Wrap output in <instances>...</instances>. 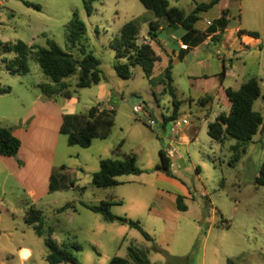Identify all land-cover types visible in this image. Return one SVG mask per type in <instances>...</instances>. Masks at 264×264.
Segmentation results:
<instances>
[{"label":"rangeland","instance_id":"374dc122","mask_svg":"<svg viewBox=\"0 0 264 264\" xmlns=\"http://www.w3.org/2000/svg\"><path fill=\"white\" fill-rule=\"evenodd\" d=\"M170 1L183 15H188L196 2L209 4L213 0H183L177 4L175 0ZM89 2L92 6L90 15L84 0H0V43L22 41L35 47L34 52L38 48H47L49 39L67 50V27L77 13L87 28L83 45L88 54H93L100 61L103 80L113 93L112 101H98V87L78 89L77 77H72L69 81L71 91L79 103L67 105L59 98L57 107L53 105L49 113L40 114V108L34 102L38 96L45 97L38 86L51 81L44 76L34 56H29L30 73L24 76L9 74L5 64H1L0 88H9L11 92L0 94V128L17 132L23 144L22 157L29 165L25 177L17 174L13 177L11 173L8 176V170L0 159V195L4 191L3 198L10 211L0 209V251L12 252L23 242L34 247L41 262L40 254L47 252L45 239H40L34 227L25 221L26 207L34 206L43 212L44 232L52 229L53 239L69 249L80 264H109L114 257L126 259L130 246L148 247L151 264H229V261L234 264H264V186L248 178L250 163L257 172L264 166V134L255 136L243 159L231 167L229 163L233 154L230 148L236 141L228 140L221 145L208 135V125L215 121L220 107L213 105L208 119L202 115L204 107L194 104L190 109L187 104L189 82L184 78L183 68L176 69L182 112L202 119L192 143L179 151L183 159H176L179 154L174 156L176 163L180 164L175 168L176 176L191 189L193 199L187 202L189 212H181L171 230L157 223L149 215L147 207L156 200L158 189L168 191L152 180L159 163V151L166 143L170 145L168 141L175 139L174 134L167 138L161 117V114L167 115L169 110H173L172 97L157 93L155 86L158 87L159 82L151 85L140 66L132 69V79L120 78L114 70L115 52L110 48V43L120 34L124 24L136 19H141V37H147L154 14L147 11L139 0ZM25 3L39 5L41 9L36 10ZM227 7L232 27L239 24L247 33H258L264 42V0H226L221 10ZM218 12L217 8L211 9L210 15ZM159 37L168 39L167 44L171 45L166 32ZM72 53L76 58H82L77 49ZM211 54H215L213 46L206 55ZM14 57V53L1 54L0 60L4 62ZM214 57L217 59L216 54ZM258 57L259 53L252 51L246 66L245 61L235 60L232 68L248 79L259 78ZM258 81L262 96L254 110L264 116V81ZM208 85L210 87L211 83ZM132 97L142 101L135 103ZM98 104L116 111L115 126L109 138L95 140L87 149L68 146L66 136L58 130L57 108L63 107L66 113L79 115L86 114ZM136 104L143 108L142 113H134ZM150 120L155 121L154 126ZM168 146V149L173 148ZM36 147L42 149L41 159L35 158ZM125 155L134 156L143 173L119 177L118 181L123 183L114 188L95 187L92 177L99 172L101 160H122ZM4 161L8 163V160ZM18 165L23 166V162L18 161ZM50 168H54L55 192H49L45 183V175ZM103 201L113 203V215L136 218L127 216L141 223L156 246L147 242L138 230L118 222H107L83 206H98ZM66 206V210L60 211ZM164 241L168 244L162 243ZM76 243L82 247L79 253L71 249ZM175 255L183 256L177 260L173 258Z\"/></svg>","mask_w":264,"mask_h":264},{"label":"trees","instance_id":"16d2710c","mask_svg":"<svg viewBox=\"0 0 264 264\" xmlns=\"http://www.w3.org/2000/svg\"><path fill=\"white\" fill-rule=\"evenodd\" d=\"M221 0H213L209 4H199L188 15H183L178 8L171 7L168 0H139L144 8L152 12L157 19L156 22L149 23L148 37L151 42L158 43V31L163 25L168 29L176 28L179 24L186 35L182 42L188 46V50L194 48L204 42L208 35L216 32L223 33L229 24V11L222 12L221 17L215 20L208 28L206 33H199L195 29V24L199 20V15L208 12ZM88 14H92V6L89 0H84ZM28 7L40 10L39 5L25 3ZM141 19L124 24L120 34L110 43V48L115 52L116 61L114 70L117 75L124 79H132V69L140 66L143 69L146 79L151 85H154V70L159 58L152 49L150 43L139 44ZM67 50H63L53 40H47V48L30 47L22 41L15 44L0 43V55L14 53L13 60H6L1 64H5L9 74L15 76H24L30 73L29 56L33 55L35 61L42 70L44 76L55 86L50 88L45 86L44 92L48 96L72 98V84L69 83L70 78L77 77L76 87L78 89L91 88L98 86L103 80V72L101 70L100 61L93 55L88 54L83 41L87 35L86 25L79 19L77 13H74L71 22L67 27ZM245 33V32H241ZM250 37L259 39V34L247 33ZM159 44V43H158ZM77 49L82 58L78 59L72 53ZM183 57H181L182 59ZM159 83L164 86V94L172 97L173 114L170 118L164 119V126L171 120H175L181 106L176 91L173 87L172 63L164 70ZM11 89H0V94H9ZM226 96L230 103V111L227 114H221L215 122L208 127V135L212 140L224 145L228 140H235L236 144L232 146V160L229 163L231 167H235L247 153V146L253 141L254 137L260 132L264 133V118L254 111V104L261 98L260 84L257 78H250L245 82L238 91L231 89L226 91ZM211 98H206L201 103L206 104ZM116 111L114 108L107 109L104 104H98L89 109L86 114L65 115L60 134L66 136L67 144L70 147L79 146L87 149L92 146L95 140H106L112 133L115 126ZM123 143L118 148L121 149ZM21 148V141L13 134L11 129L0 128V156L6 158H15L18 156ZM19 165H22L19 162ZM172 160L168 152L161 150L159 152V163L155 167L154 172H162L166 176L172 177ZM143 171L138 167L137 160L132 155H125L120 159L101 160L100 170L92 177V183L99 189L114 188L120 185L118 178L122 176L141 175ZM259 176L255 179L258 185L264 186V166L260 168ZM50 192H55L56 178L51 177ZM89 211L101 215L107 222H118L127 225L132 229L138 230L147 242L153 243L155 240L146 233L141 223L133 221L127 217H118L112 214L111 201H103L98 206L83 205ZM177 207L181 212H185L187 207L183 203V197H177ZM68 206L62 208L64 211ZM25 221L28 225L33 226L37 236L45 235V245L48 250V264H80L76 256L69 249L60 247L52 238L53 230L49 229L44 232V217L41 210L34 206L29 207L26 213ZM71 249L79 253L82 247L79 244L72 245ZM158 250L159 247L157 246ZM149 251L130 246L128 248V258L114 257L109 264H151ZM229 264H234L229 261Z\"/></svg>","mask_w":264,"mask_h":264},{"label":"crops","instance_id":"0c3cea01","mask_svg":"<svg viewBox=\"0 0 264 264\" xmlns=\"http://www.w3.org/2000/svg\"><path fill=\"white\" fill-rule=\"evenodd\" d=\"M168 1L171 7L178 8L177 5H172L170 0ZM175 1L177 4V3H181L183 0H175ZM225 1L226 0H221L217 5H215L212 8V10L213 9L215 10V8H217L219 11L218 13L210 15L211 10H209L208 12H204L199 15V20L195 24V29L199 33H202V34L206 33V31L212 25V23L221 17V14L223 11L225 10L230 11L229 9L230 6L227 7L226 9L221 10V5ZM197 5L199 4L196 2V6ZM228 19H229L228 27L225 29L223 33L218 31L212 35H208V37L206 38L204 42H202L198 46L191 48L189 50H188V46L182 42V39L186 35L187 32L179 24H177L176 25L177 27L174 29H168L164 27L163 25L160 27L158 31V38H157L160 46L156 42H151L148 36L147 37H141V35L139 36L138 43L139 44L150 43L152 49L154 50L157 57L159 58V62L156 64L155 70H154V76H153L154 83L156 84V81L159 82V80L162 78L164 70L169 66L170 61H171L173 87L176 91V95L178 98L179 87L176 84L175 71L176 69L183 68L184 78L189 82V91H188L189 96L187 97V102H188L187 104H189L190 109H192L194 104H197L199 107H202V108L204 107L203 108L204 112L202 113V115L206 119L210 117V114L213 111V105L215 104H217L222 110V112L221 110L218 111V114L216 115V119L221 114L229 113L231 106L226 96V91L229 89L233 91H238L242 87V85L249 80L248 76L245 77L244 75H240V73L233 70L232 61H235V60L238 62L245 61L244 66H246V60L249 57V53L252 51L258 52L259 57H258V65H257L258 66L257 75L259 78L257 79L264 81V42L260 39V37L259 39L250 37L247 34L248 31L244 29L242 26H240L239 24L237 26L232 27L230 12H229ZM156 21L157 19L155 18V16L153 20H150V22H156ZM162 32L167 33L169 39L171 40V45L167 44V42L169 41L168 39L164 40L159 37V35ZM241 32H245V33H241ZM215 38H216V42H213ZM212 46L215 47V54H216L217 59H215L214 57L215 54L214 55L211 54V56L206 55L207 52H210V47ZM245 49L247 51H245ZM244 52H246L245 55H244ZM181 57L183 58L181 59ZM248 75L250 77V74ZM209 83H211L210 87L208 85ZM45 86L54 88L53 86L55 85H53L52 83H40V85L38 86L41 89V92L45 97L43 99L42 96H38V99L34 102L36 106H39L40 114L49 113L54 108L53 105L57 107L58 104L56 100H58L59 98H62V100L67 105H76L79 103V100L75 97V95H73L72 98H69V99L63 96H58V97L48 96L43 90ZM96 87H98V91H97L98 101L99 100L105 101V103L109 102L110 100L112 101L113 93L109 89L107 84H105L104 80H102V82ZM155 87L157 89V93L164 95V86L162 84L159 83L158 87L157 86ZM208 97L211 98L210 102L206 104L201 103L203 99H206ZM256 102L254 104V109L257 104ZM57 109L59 111L58 130L60 132L61 126L63 124L64 116L73 115V114H69L63 111V107L62 109L59 107ZM172 114H173V110L172 111L169 110L167 115L161 114V117L163 119V124H164V119L170 118ZM154 120L158 124L157 119L154 118ZM200 121L202 122V119H199L198 117H193V116L189 117V114L182 112V108H180L177 118L167 123V125H171V130L167 129V125L164 126L165 130L168 133L167 134L168 139L172 136V134H174L175 136L174 140L168 141L170 144L169 146H172L173 148L168 149L167 148L168 144L166 143L165 147L162 149L167 152L171 151L175 153L173 157H171V160H172L171 170H172L173 176L172 177L166 176L162 172L153 173L154 179L152 180V182L154 184L163 185L164 187L168 189L169 192L161 191L158 189V192L155 195L156 200H154V203L149 208L147 207V211L149 215L152 216L157 221V223L160 222V224L163 225V227H166L169 230H171L172 225H175L174 221L175 219L179 217V214L181 213V211H179L177 207V197L178 196L183 197L184 205L187 207V210L182 213L189 212V205L187 204V202L193 199L191 189L188 188L185 183H183L181 180L177 178L175 168L180 167V164L176 163V161L183 159V156L179 154L180 149L183 147H188V145L192 143L193 138L195 137L197 130H198V124L201 123ZM211 123H209V125ZM25 128L27 129L29 128V126H26ZM12 132L19 139V135L17 134V132H14L13 130ZM263 134L264 133H261V130H260V132L257 135L262 136ZM22 149H23V144L21 142V148L19 150V153L16 159L0 156V159L2 160L1 162L5 164L6 170H8V176H10V173H11L13 177L16 176L15 174L25 177L29 164L27 160L24 157H22ZM34 153H35V158L37 159L42 158V149L40 147H36L34 149ZM175 155H178V157L176 158L177 160L174 157ZM4 160H8L7 161L8 163H6V161ZM18 161H22L23 166L20 167L18 165ZM53 169L54 168H50V170L46 172V175H45L46 187H49V188H50V183H51V177L53 176ZM118 182L120 184L123 183L120 181ZM4 195L5 193L3 191L0 195V209L9 211L8 210L9 204L4 200L3 198ZM29 207L31 206L26 207V211L24 212L25 217H26V213ZM127 216L132 219H136L130 215H126L124 217H127ZM0 222H1V218H0ZM197 224H199V221L197 222ZM22 232H24V230H22ZM53 235L54 233L52 234V238H53ZM42 238L45 239V235L40 237V239ZM43 242L45 244V241ZM189 242H191V240ZM162 243H167V242L164 241ZM58 246L60 245L58 244ZM60 247H63V246H60ZM142 249L149 251V254H148V257H149L150 255L149 248L144 247ZM47 255H48V250L44 254L41 253L40 259H39L41 262H39L36 257V250L34 249V247L32 245L22 242V243H19L12 252L3 253L0 251V264H44V263L48 264L46 260ZM182 256L183 255L181 256L175 255L173 258L180 260L182 258H179V257H182Z\"/></svg>","mask_w":264,"mask_h":264},{"label":"water","instance_id":"95a60500","mask_svg":"<svg viewBox=\"0 0 264 264\" xmlns=\"http://www.w3.org/2000/svg\"><path fill=\"white\" fill-rule=\"evenodd\" d=\"M132 101L135 103H140L142 99L138 97H132ZM167 129L171 130V125H167ZM259 174L260 173L255 170L253 164L250 163L248 166V178L251 180H255L259 176Z\"/></svg>","mask_w":264,"mask_h":264},{"label":"built area","instance_id":"2783aa9c","mask_svg":"<svg viewBox=\"0 0 264 264\" xmlns=\"http://www.w3.org/2000/svg\"><path fill=\"white\" fill-rule=\"evenodd\" d=\"M133 111H134V113H136V114H140V113L143 112V108L140 107V105L136 104V105L134 106V108H133ZM149 123H150L152 126L155 125V121H154V120H150ZM168 154H169L170 157H173V155H174L175 153H173V152L170 151V152H168Z\"/></svg>","mask_w":264,"mask_h":264}]
</instances>
